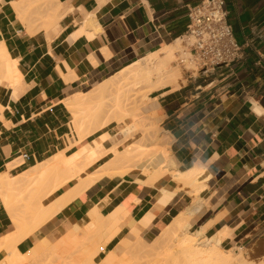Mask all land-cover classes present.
<instances>
[{
	"label": "crops",
	"instance_id": "crops-1",
	"mask_svg": "<svg viewBox=\"0 0 264 264\" xmlns=\"http://www.w3.org/2000/svg\"><path fill=\"white\" fill-rule=\"evenodd\" d=\"M16 1L0 0V43L22 74V92L0 87V176L11 178L63 149L71 117L66 100L181 40L188 8L201 0H58L62 17L48 37L25 32L11 7ZM224 1L242 47L240 61L203 73L183 69L178 88L151 97L160 127L172 138L173 169L203 171L197 193L171 173L153 186L137 171L103 176L21 242V254L64 224L82 222L93 209L102 217L118 209L126 214L121 233L99 258L127 238L135 242L136 231L153 240L183 213L191 216L190 232L207 238L224 232V250L264 252V0ZM75 186L70 182L68 188ZM66 193L61 188L56 195ZM3 204L0 189V238L11 230Z\"/></svg>",
	"mask_w": 264,
	"mask_h": 264
},
{
	"label": "bare ground",
	"instance_id": "bare-ground-1",
	"mask_svg": "<svg viewBox=\"0 0 264 264\" xmlns=\"http://www.w3.org/2000/svg\"><path fill=\"white\" fill-rule=\"evenodd\" d=\"M11 7H14L18 22L30 36L44 33L48 37L50 31L58 27L62 17V7L58 0H18ZM181 42L182 39H179L160 52L150 54L124 68L89 93L66 100L65 105L71 117L68 133L63 138V149L51 158L37 162L17 178L7 176L9 171L7 175L4 173L0 176L3 205L11 226L10 232L0 238L3 264L18 263L22 259L18 245L55 218L103 176L122 177L137 171L150 179L147 182H151V185L148 184L153 186V182L171 173L197 193V181L203 171L201 168L186 172L173 169L172 138L160 127L162 118L157 115V100L149 96L139 102L138 99H132V93L142 87L148 89L149 93L161 91L168 86L175 89L179 87L184 72L172 66V63L177 60L174 58L177 50L181 49ZM21 78L18 60L11 56L5 43H0V87L19 92ZM120 125L124 127H118ZM100 163L102 166H99ZM91 168L96 171L90 173ZM70 182L76 184L73 189L68 188ZM61 188H65L67 193L58 197L56 194ZM86 215L88 216L82 222H68L43 239L40 243L44 245L45 251L51 247L53 249V245L60 239L75 240L77 233L88 234L94 227L99 235L107 238L108 243L119 234L121 221L126 214L118 209L108 217H102L93 209ZM190 218L187 213L181 214L151 242L144 240L137 231L132 234L137 235L135 242L127 240L128 238L123 242L150 250L159 245L176 244L180 249L175 252V256L181 258L184 264H264L263 261H248L244 249L235 247L224 250L220 245L226 236L224 232L213 238L205 237L202 231L190 232ZM145 220L149 222V219ZM111 252L106 254L105 259L115 262L116 256H108ZM37 257L41 256L35 254L30 260ZM31 261L24 259L23 262L29 264ZM111 261L108 260L107 263L111 264Z\"/></svg>",
	"mask_w": 264,
	"mask_h": 264
},
{
	"label": "rangeland",
	"instance_id": "rangeland-1",
	"mask_svg": "<svg viewBox=\"0 0 264 264\" xmlns=\"http://www.w3.org/2000/svg\"><path fill=\"white\" fill-rule=\"evenodd\" d=\"M52 31L53 29L50 32ZM180 47L181 49L179 48L177 50V54H175L174 58V60H177L173 61L172 66H175L176 68H179L180 71H183V67L180 63V57H183L182 52L185 50V48L182 42ZM188 67L190 68L189 65ZM154 93L155 92L149 93L148 89H144L142 87L141 89L139 88V90L132 93L134 95L132 99L135 101L138 99L139 102L144 100L145 96L152 97ZM118 127L123 128L124 125H120ZM94 228L93 230L91 229V232L88 234L77 233L75 240L65 239L64 241L63 239L62 241L60 239L62 242L58 240L56 244L53 245V249L52 247L48 249L49 251H45L44 245L39 243L30 252L22 254V259L16 264H24V259L31 261L30 259H32L35 254H38L41 257L35 258L37 261L35 259V261L32 260L30 262L31 264H108L107 261H111L110 259L106 260L105 257L99 258V253L107 243V238L99 235V233H97L98 231ZM151 241L152 240L147 242ZM179 249L180 248L176 244H165L159 245L158 248L150 250L142 248L133 243L128 244L122 241L115 251L109 253L108 256L109 258L113 255L116 256V261H111V264H145L148 262L149 264H184V261L181 258H177V256H175V252ZM245 251L248 261L251 260L253 263H261L262 261L264 262V252L261 254H255L249 250ZM3 261L4 260H0V264H3Z\"/></svg>",
	"mask_w": 264,
	"mask_h": 264
},
{
	"label": "built area",
	"instance_id": "built-area-1",
	"mask_svg": "<svg viewBox=\"0 0 264 264\" xmlns=\"http://www.w3.org/2000/svg\"><path fill=\"white\" fill-rule=\"evenodd\" d=\"M225 5L224 0H201L188 8L181 37L185 50L180 57L186 72H208L240 61L242 47L234 36Z\"/></svg>",
	"mask_w": 264,
	"mask_h": 264
}]
</instances>
